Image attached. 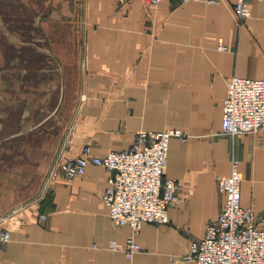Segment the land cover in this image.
<instances>
[{"label": "crops", "instance_id": "0c3cea01", "mask_svg": "<svg viewBox=\"0 0 264 264\" xmlns=\"http://www.w3.org/2000/svg\"><path fill=\"white\" fill-rule=\"evenodd\" d=\"M25 1L43 12L42 26L29 28L55 60L42 54L40 65L28 54L18 61L48 67V74L58 63L65 87L77 84L65 126L50 135L46 165L53 175L49 170L33 202L0 222L11 235L0 264H194L179 256L217 219L225 202L217 179L230 174L232 156L239 159L242 205L264 217V129L220 132L228 79L264 78V0H249L251 15L240 22L235 0ZM55 78L40 77L36 86ZM172 127L189 137L169 143L164 176L178 180L170 221L144 223L135 237L142 251L128 258L107 247L131 233L111 222L102 199L109 172L89 163L84 174L66 181L59 156L76 157L86 145L104 155L128 147L136 131ZM171 255L179 258L171 261Z\"/></svg>", "mask_w": 264, "mask_h": 264}, {"label": "built area", "instance_id": "2783aa9c", "mask_svg": "<svg viewBox=\"0 0 264 264\" xmlns=\"http://www.w3.org/2000/svg\"><path fill=\"white\" fill-rule=\"evenodd\" d=\"M147 1L157 5L163 0ZM177 1L221 4L226 0ZM233 13L239 22L249 17V0H235ZM218 48L221 49V44ZM221 124L220 132L231 136L264 129V78L232 75L228 79ZM173 137L186 141L189 134L178 127L163 131L139 130L123 149L93 155L86 145L82 154L76 157H65L63 153L59 156L63 158L66 181L84 174L89 163L102 166L109 172L102 199L108 206L111 222L117 226H129L131 233L124 242L110 240L107 247L122 251L128 258L142 251L135 237L144 223L165 224L170 221L168 209L177 198L178 180L164 175ZM217 188L225 199L217 219L208 223L203 236L195 239L189 251L179 257L194 264H264V217H256L250 207L241 203V175L236 156L231 157L230 174L218 177ZM10 213L1 216L0 222ZM39 217L46 216L40 214ZM10 238V231L1 227L0 249ZM179 257L170 256L171 261Z\"/></svg>", "mask_w": 264, "mask_h": 264}, {"label": "rangeland", "instance_id": "374dc122", "mask_svg": "<svg viewBox=\"0 0 264 264\" xmlns=\"http://www.w3.org/2000/svg\"><path fill=\"white\" fill-rule=\"evenodd\" d=\"M18 1L22 2V0ZM21 2H16V0H0V13L1 15L3 13V20L8 22V28L10 29L11 27L18 32L23 28L27 31L32 26L40 28L42 26L43 12H35V9H38L37 6H32V4L27 3L25 0L22 2L25 4V7L23 4L20 5ZM22 8H27L28 11ZM19 36V39L26 38V35ZM29 36L31 37L32 35ZM11 50L10 43L0 30L1 91L3 90V94L7 95L6 99H11L12 94H14L12 99L15 97L22 99L24 95L35 97L34 104L42 100L39 110L37 109L36 114L27 120L29 122L26 123V126H30L44 119L55 107L59 97L60 80L57 78L58 73L55 70L54 73L49 74L31 71L24 73L25 64L24 68L20 67L22 66L19 62L20 60L17 63L15 59L17 55L9 54ZM26 56L27 54H21V57ZM4 57L5 62L3 63ZM22 68L23 70L20 71ZM20 75L23 78L35 80H37V77H45L47 75H52L56 78L54 81L52 80L50 85H48L47 80H43L37 86L32 83H26V88H23L21 86L23 82L16 78ZM2 76H8L9 81L3 82ZM17 84L23 89L21 91L19 89V92H13L12 87L17 86ZM76 84L72 81L71 83H67L65 87L63 81V95L57 111L37 129L0 145V217L28 202H33L40 195L47 181L49 170L51 171L54 168L46 165V160L50 156L51 151V148H49L50 135L57 134L65 126V119L68 118L67 110L70 107ZM27 102L30 104L29 100ZM36 105L30 104L29 108L33 109ZM21 106L22 103L19 101L16 104L17 108H15L13 116L17 122L20 121L22 115L23 107ZM17 129L20 130L21 127L18 126Z\"/></svg>", "mask_w": 264, "mask_h": 264}, {"label": "water", "instance_id": "95a60500", "mask_svg": "<svg viewBox=\"0 0 264 264\" xmlns=\"http://www.w3.org/2000/svg\"><path fill=\"white\" fill-rule=\"evenodd\" d=\"M0 30L2 31L3 35L6 37V39L8 40V42L10 43V48H12V50L10 51L11 53L9 54H16L17 58H15L17 60L18 63V59L21 54L25 55V54H29L31 55H35L39 58L40 61V65L42 63V59L39 57V55H48L49 57H51L52 59L55 60V57L53 56V54L49 51V49H47L44 44H43V39H40L36 36L33 35L32 30L29 28L27 31H25L24 29L20 30L18 33L19 35H26V38L23 39H19V37L17 36L16 33H14L13 31H10V29L7 26V23L3 20L2 15L0 13ZM27 32V33H26ZM29 35H32L34 37H30ZM44 46V47H43ZM28 49H31V51H28ZM35 59V58H34ZM27 62V61H26ZM57 63V62H56ZM58 69L56 68H52L53 70H55L56 72H58V76H59V80H60V89H59V97H58V101L55 105V107L53 108V110L42 120L37 121V123H33L30 126H26V123H28L29 121L28 118H30L31 116H34V114H36L37 109L39 110V107L42 103V100H39V105L38 103L34 104V99L35 97H28L25 96L20 99L19 97H15L12 99L13 95L11 99H6V94H3V90L1 91V87H0V145L4 142H7L9 140H12L13 138L19 137L24 135L25 133L31 131V130H35L37 129L43 122H45L51 115H53L59 105L60 102L62 100V95H63V73L62 70L60 69L58 63H57ZM23 67V66H20ZM17 68V67H16ZM24 68V67H23ZM20 69V71L23 70ZM27 71H31V72H46L48 73L49 68L46 67H26L24 69V73H26ZM1 78V77H0ZM2 81L6 82L9 81L8 76H2ZM18 80H21L23 83L21 84V86L23 88H26V83L27 80L30 81L33 85H36V81L40 78L37 77V80L35 79H27V78H23L21 77V75L19 77H16ZM1 83V82H0ZM2 84V83H1ZM3 88V86H2ZM20 88V86H13L12 87V91L13 92H19L23 89ZM25 91V90H24ZM5 95V96H4ZM30 101V104H32L33 106H35V108L30 109L29 106L30 104L27 101ZM20 101V103H22V115L20 118V121L17 122V120L13 117L15 114V108L16 104ZM21 127L20 130L17 129V127ZM18 130V131H16ZM10 132V133H9Z\"/></svg>", "mask_w": 264, "mask_h": 264}]
</instances>
